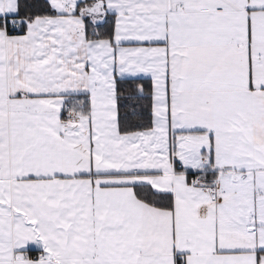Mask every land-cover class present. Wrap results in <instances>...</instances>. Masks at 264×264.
<instances>
[{"label": "snow or ice", "instance_id": "obj_1", "mask_svg": "<svg viewBox=\"0 0 264 264\" xmlns=\"http://www.w3.org/2000/svg\"><path fill=\"white\" fill-rule=\"evenodd\" d=\"M0 264H264V0H0Z\"/></svg>", "mask_w": 264, "mask_h": 264}]
</instances>
